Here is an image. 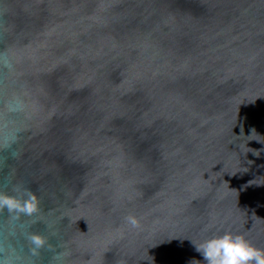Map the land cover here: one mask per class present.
<instances>
[{
    "label": "water",
    "instance_id": "water-1",
    "mask_svg": "<svg viewBox=\"0 0 264 264\" xmlns=\"http://www.w3.org/2000/svg\"><path fill=\"white\" fill-rule=\"evenodd\" d=\"M0 158V264L264 249V0H0Z\"/></svg>",
    "mask_w": 264,
    "mask_h": 264
},
{
    "label": "clouds",
    "instance_id": "clouds-1",
    "mask_svg": "<svg viewBox=\"0 0 264 264\" xmlns=\"http://www.w3.org/2000/svg\"><path fill=\"white\" fill-rule=\"evenodd\" d=\"M14 141H9L2 147L10 149ZM14 157L18 153L12 152ZM4 158H0V166ZM7 209L9 213H23L31 216L38 210V200L35 194L29 195L26 199H20L7 193H0V210ZM126 221L133 227H138L139 222L135 217H126ZM30 242L36 249L45 244V240L39 234H32ZM207 264H264V249L253 246L243 236L225 233L223 236L214 237L196 246Z\"/></svg>",
    "mask_w": 264,
    "mask_h": 264
}]
</instances>
